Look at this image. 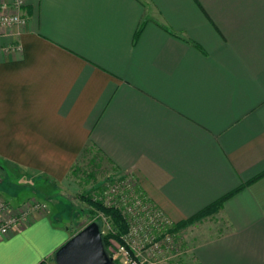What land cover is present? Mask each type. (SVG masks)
Returning a JSON list of instances; mask_svg holds the SVG:
<instances>
[{"label": "crops", "instance_id": "1", "mask_svg": "<svg viewBox=\"0 0 264 264\" xmlns=\"http://www.w3.org/2000/svg\"><path fill=\"white\" fill-rule=\"evenodd\" d=\"M23 10L25 26L0 29V182L57 189L94 153L174 225L220 201L195 224V264H264V0ZM54 216L1 238L0 264L54 258L68 238Z\"/></svg>", "mask_w": 264, "mask_h": 264}, {"label": "rangeland", "instance_id": "2", "mask_svg": "<svg viewBox=\"0 0 264 264\" xmlns=\"http://www.w3.org/2000/svg\"><path fill=\"white\" fill-rule=\"evenodd\" d=\"M73 175L72 183L56 189L53 183H37L31 178L26 179L25 175L11 173L8 178H5L6 180L0 182V191L5 195L0 194V202L5 201L9 208L0 212V216L4 219H10L28 210L31 213L29 220L39 215H55L56 223L65 226L68 234L67 240L90 222L97 221L103 234L107 235L112 230L111 223H107L108 219L103 213H98L94 218L90 217L89 212L92 207L84 197L98 195L104 187L106 189L109 181L123 178L125 174L107 169L94 153H85L77 162ZM16 194L19 196L17 204L14 205L12 201H15L14 196ZM37 204L40 209L35 213L32 210H35ZM196 222L185 228H177L176 230L173 228L171 231L174 235V245L172 251L167 252V255L172 256V264H195L192 247L198 239L199 232H202L200 230L202 226L195 225ZM206 225L208 227L212 225V222L207 221L204 226ZM112 244L114 247L117 242ZM114 256L116 264H119L123 259L120 253L116 252ZM44 261L46 264H56L53 258L50 261Z\"/></svg>", "mask_w": 264, "mask_h": 264}, {"label": "built area", "instance_id": "3", "mask_svg": "<svg viewBox=\"0 0 264 264\" xmlns=\"http://www.w3.org/2000/svg\"><path fill=\"white\" fill-rule=\"evenodd\" d=\"M24 5L25 0H0L3 10L0 13V29L25 26L27 18ZM92 199L106 207L117 209L127 224V232L121 236V243L110 246L109 254L114 260V253L117 252L123 256L119 264H172V256L167 254L174 245V235L171 232L174 224L138 189L133 177L124 175L123 178L109 181L106 189L104 187ZM8 209V204L1 201L0 212ZM39 209L37 204L32 211L36 213ZM30 214L28 210L10 219L0 216V239L28 222Z\"/></svg>", "mask_w": 264, "mask_h": 264}, {"label": "water", "instance_id": "4", "mask_svg": "<svg viewBox=\"0 0 264 264\" xmlns=\"http://www.w3.org/2000/svg\"><path fill=\"white\" fill-rule=\"evenodd\" d=\"M56 264H116L105 247L101 226L92 221L72 235L54 255Z\"/></svg>", "mask_w": 264, "mask_h": 264}, {"label": "trees", "instance_id": "5", "mask_svg": "<svg viewBox=\"0 0 264 264\" xmlns=\"http://www.w3.org/2000/svg\"><path fill=\"white\" fill-rule=\"evenodd\" d=\"M84 199L92 207V210L89 212L90 217L94 218L98 213H103V215L108 219V222L112 225V230L107 235L103 234L104 244L109 252L112 241L121 243V236L127 232V224L123 219L121 213L117 209L106 207L101 202L93 200L90 196L84 197ZM219 205L220 201L216 204H212L211 206L207 207L205 210H203L196 216L190 218L189 220L175 225L174 229L176 230L177 228H185L195 223L196 221L201 220L202 218L208 215H211L219 208ZM39 264H46V262L42 261Z\"/></svg>", "mask_w": 264, "mask_h": 264}]
</instances>
